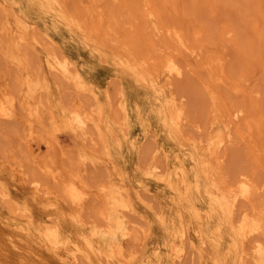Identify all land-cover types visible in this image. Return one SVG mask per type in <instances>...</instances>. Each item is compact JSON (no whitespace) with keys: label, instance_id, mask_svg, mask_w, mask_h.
I'll return each instance as SVG.
<instances>
[{"label":"rangeland","instance_id":"rangeland-1","mask_svg":"<svg viewBox=\"0 0 264 264\" xmlns=\"http://www.w3.org/2000/svg\"><path fill=\"white\" fill-rule=\"evenodd\" d=\"M129 8L132 9L130 10ZM142 18L144 22H142ZM130 19L133 20L131 21ZM14 20H18L21 25L27 26L21 31L25 38V43L22 42L24 43L22 46V43L19 44L20 46L15 43V34L17 36L19 32L17 27H15ZM119 20L120 22H118ZM128 20L131 25L127 24ZM28 23L29 25H27ZM78 23H85L83 25L84 28H81ZM117 23L120 24L119 28ZM126 27H129L128 29L131 32L127 31ZM5 28L14 29L15 31L10 34L7 30H4ZM92 29L95 30L93 31ZM88 31H90V34ZM151 32L155 35L151 34ZM178 34L185 42L182 45L179 44L176 38ZM220 35L221 39L219 38ZM126 36H129L127 41ZM119 38L121 39L120 41ZM221 40H224V44ZM114 41L119 42L114 44ZM112 43L115 48L111 45ZM126 43L128 44L126 45ZM218 43L222 45L220 46ZM116 44H121L120 46L117 45L118 49L115 46ZM119 47H124V50ZM25 48L29 50L26 51ZM136 48H138V53ZM8 50L10 51L8 52ZM12 50L20 57L23 55L22 58H24L23 69L19 72L5 63L3 53H10ZM133 51L136 55L133 54ZM182 51H186V53ZM0 52V83L11 89L14 85V79L20 76L21 72L22 78L27 77L36 80L40 78L39 81L48 86L41 93L44 98L40 94V100L46 99V102L50 104L55 112L56 110L78 108V106L82 107L81 109L83 110L85 108V112L87 111L86 109L90 110L87 113L92 114L93 122L96 121L95 124H97L99 132L101 131V134H99L103 138L101 141H104L111 160L109 164L102 163L101 160L107 157L102 151V143L98 142L100 144L98 145L101 146V148L99 147L101 151L97 144V146L93 147L85 142L88 146H84L85 143L83 141L80 142L74 139L62 127L55 131L57 133L54 132L57 138L56 145L53 144L47 147L42 142H35L31 144V148L30 146L26 147L19 136L20 126L18 119L0 121V147L2 148L0 149L3 150L1 155H4L7 161L11 162L10 159L12 157V160L14 159V161L25 165L26 168L28 167L30 170L28 168L26 170L30 175H36L32 168V160L37 161L38 159L40 163L52 164V166L60 169H68L67 166H72L69 168L72 171L78 169V158L81 156L100 160V164L88 166L91 170L86 169L89 172L83 173L85 179L82 175V180L84 184L91 191H96L103 183H106V186L115 188L123 186L124 188H120L127 193L132 211L134 210L131 213L127 212L129 219H126L131 222L134 220L136 223H133V221V225L147 232L148 243L144 249L139 246V248L137 247L139 252H137L135 251L136 249H133L128 244V247H125V253L134 250L133 252L140 256L149 254L156 247L164 248L166 242L165 226L162 224L159 215L169 221L168 225L174 226L176 230L180 229L182 224H186L188 227L190 232V238L187 240L189 247L182 264L208 262L207 258L209 256L204 250L201 251L203 258H199L196 252L190 251L196 248L191 229L193 225L200 224V227L214 231L218 221L222 223L224 241L223 245L220 246L221 250L226 252L229 249L233 253L231 254L232 258L225 259V261H228L225 264H237L236 255L243 250L250 253L251 241H253L251 238L257 240L264 247V243H262L264 242V230L252 235L253 237L243 240L245 242H241L240 238L234 233L236 232L234 228L237 227L239 219L237 214L240 216V211L249 213L250 211L248 210L252 208L253 203L255 205L254 199L256 204L258 202L262 203L261 205L258 204L261 209L258 208V205L255 208L258 210L264 209V0H123V2L122 0H57V2L52 0H0ZM52 53L58 56L62 54L70 59L78 68L87 88L92 92L79 94L66 86L59 89L55 85L54 80H52L54 77L46 73L44 67L46 58ZM147 55H149V59L146 58ZM168 55H172L181 67L183 66L181 78L164 77L163 71L165 69H162L163 64H160V61L165 60L166 57L164 56ZM126 56L132 58H127ZM34 59H36V62ZM131 59L134 60L132 61ZM128 60L137 63L142 61L141 64L145 65L144 68L147 72L150 71L152 73L153 71V75L158 73L160 85L163 86L162 93L154 92L152 87L145 83L136 70L129 65ZM146 60L150 61V65L149 61L147 62ZM153 60L158 61V65L156 61L152 65ZM208 61L210 64L208 63L207 65ZM37 62L39 67L38 64H35ZM161 63H164V61ZM188 63L193 66L191 64L188 66ZM149 66L153 68H149ZM155 66H157V69ZM41 68L42 70H40ZM154 68L157 71L161 70L156 72ZM217 68L219 69L217 70ZM40 71H43V73L41 74ZM214 71L215 73H213ZM58 89L59 91H57ZM112 94L114 96H111ZM120 97L123 99V108L125 109L119 104V106L117 105ZM170 98L176 99L177 102L180 101L179 103L184 108L186 120L180 129L175 126L172 118L169 117L168 109L164 107ZM43 100L41 102L46 106V102ZM161 100L164 103L163 106H160ZM109 101L112 102L109 103ZM88 103L93 105L91 106ZM65 104L70 105L66 108ZM117 106L118 108L120 107L119 110L121 111L117 109ZM236 110L239 111V121L237 120L238 118H233L232 114H230V112L233 113ZM93 111H95L94 115ZM98 123L100 126H98ZM227 129L230 132L232 131V134ZM148 134L153 135L150 137ZM214 134L225 137L226 143L218 151V157L213 160L206 154L209 138L204 136L210 137ZM203 138L207 140L203 141ZM140 140L141 142H139ZM149 145H151L150 147L153 145L161 146L166 151L167 157L163 158L159 151L156 152L154 150H152L153 152L150 151L151 154L147 151ZM225 145L228 146L226 147ZM76 155L78 157H75ZM178 159L185 165L192 177L198 180L197 182L202 190L210 185L209 179L206 178L203 172V166L210 159L214 161L213 167L212 163L209 162V165L214 170L213 179H216L217 186L219 185L218 187L221 188V191L223 190V193L225 191V195L228 198L234 195L232 192H234L235 185H237L236 181L238 182L242 178H247L249 181L251 179L253 186L255 185L254 183L259 184V188L255 185L258 189L255 190L254 188L256 194L253 193L254 196L252 198L255 197L253 203L251 202L252 200L250 203L237 202L236 210L234 209L235 215L233 213L234 219L230 226L229 224L225 226L224 220L222 219L223 221L221 220L220 222V219L214 215L213 205L206 199V196L204 194H194L193 202L195 206L193 208L197 210L200 217V220H196L190 203L185 202L167 187L158 184L145 175V166L155 164L160 169H170ZM4 161L6 160L3 159ZM3 162H0V186L10 191L15 196L16 202L30 211L33 224L38 226V222L40 223L44 217V210L31 198L27 186L16 185L12 176L6 170V167L9 166L8 162L6 164H3ZM105 164L108 166L106 167ZM96 167L99 169L104 168V170H101V172ZM103 171L106 172V176ZM102 175L104 177H101ZM89 182L92 184L90 185ZM141 185L148 187L154 197L141 193L139 189ZM102 187H105L104 184ZM147 198L150 200H147ZM92 200L86 201L85 207H87V202L89 203L88 207H84L86 210L83 208L85 211L83 212L82 210L81 213V217L84 214L87 215L88 218L85 220L88 223L94 221V219H91L92 216L95 220H99L97 218L98 208H100L99 202L97 203L98 200L92 202ZM0 207V248L2 249L1 257L3 261L7 264H20L24 253L26 255L29 251H42L36 240L28 241L29 243L24 247L17 243L15 246V243H12V241L22 242L23 240L19 231L17 232L16 229L14 230L11 227L13 222H17L16 220L19 219V216L17 217L15 213L5 210L2 204H0ZM157 210L161 211L160 214L157 213ZM213 215L216 219L214 217V219H211ZM202 216L204 217L202 218ZM83 217L82 219L86 216ZM192 245L194 246L192 247ZM126 248L127 250L129 248V250L126 251ZM143 251L146 252L144 253ZM193 253L197 255L195 256ZM42 254L44 255V253ZM234 254L235 256H233ZM45 256L43 258H47ZM47 263L57 264L55 262ZM167 263L171 264L169 261L165 262V264ZM241 264L246 263L243 262Z\"/></svg>","mask_w":264,"mask_h":264},{"label":"bare ground","instance_id":"bare-ground-1","mask_svg":"<svg viewBox=\"0 0 264 264\" xmlns=\"http://www.w3.org/2000/svg\"><path fill=\"white\" fill-rule=\"evenodd\" d=\"M52 1L57 2V0H52ZM122 2H123V0H122ZM144 9H145V7H144ZM94 14H96V13H94ZM150 15H151V13H150ZM144 19H146V18H144ZM117 20H118V18H117ZM118 22H120V20ZM142 22H144L143 18H142ZM150 22H151V20H150ZM155 22H157V21H155ZM128 23H129V25H131L129 20H128L127 24ZM14 24H15V27H17V30L19 32L17 36L14 33L15 39H16L15 43L18 44L17 46H20L19 44L25 41L24 35L22 34L21 31L23 29L27 28V26L21 25L18 20H14ZM78 24L80 25L81 28H84L83 25H85V23H83V24L78 23ZM142 24L144 25V23H142ZM27 25H29V23ZM133 25H134V22H133ZM147 26H149V25H147ZM30 27H31V25H30ZM117 27L119 28L120 24H118ZM130 27H132V26H130ZM150 27H151V25H150ZM100 28H101V24H100ZM126 28L128 29L129 27H126ZM157 28H158V26H157ZM224 28H222V29L224 30ZM87 29H85V30H87ZM89 29H91V28H89ZM4 30H7V32L10 34H12L15 31L14 29L12 30V29H8V28H5ZM156 30H158V29H156ZM223 30H222V32H223ZM225 30H228V29H225ZM127 31H129V29ZM7 32H6V34H7ZM88 32L90 34V31H88ZM129 32H131V31H129ZM175 32L177 33V31H175ZM152 33L153 32H151V34ZM175 34H174V36H175ZM126 37H127L126 41L129 40L128 39L129 36H126ZM222 37H224V36H222ZM30 38H32V37H30ZM125 38H122V39H125ZM176 38L179 41V44L182 45L184 42L182 37L178 34V35H176ZM219 38L221 39V35ZM220 39H218V40H220ZM112 40H114V39H112ZM120 40L121 39L119 38V41ZM51 41H52V39H51ZM109 41L111 42L110 39H109ZM119 41H114V44H115V42H119ZM221 41L224 44V40H221ZM24 43H22L21 46ZM220 43H218V44H220ZM114 44L112 43L111 45H113V47H114ZM127 44L128 43H126V45ZM117 45L118 44L115 45L116 48H117ZM120 45L121 44H119L118 46H120ZM149 45H148V47H149ZM152 45L154 46V44H152ZM221 45L222 44H220V46ZM130 46H129V48H130ZM159 46H161V45H159ZM25 47H27V46H25ZM124 47L127 48L126 46H124ZM123 48L121 47L120 49L122 50ZM131 48L134 49L133 47H131ZM138 48H136V52H137ZM209 48H212V47H209ZM3 50H5V49H3ZM28 50L26 49V51H28ZM127 50L129 51V49H127ZM9 51L10 50H8V52ZM186 51L185 52L182 51V52L186 53ZM8 52L3 53V56L5 58V63L8 66L14 67V70L16 69L18 72L21 71L23 69V62H24V58H22L23 55H22V57H20L13 50L10 53H8ZM124 52L126 53V51H124ZM21 53H22V50H21ZM130 53H131V51H130ZM29 54H30V52H29ZM133 54H135L134 51H133ZM61 55L62 54H60V56H58V55L52 53L51 55H49L46 58L47 60L45 61V65H44L45 71H46V73L50 74L51 77L52 76L54 77L52 80H54V82L56 84L54 82L53 83L55 85H57L59 87V89L61 87L66 86V87H70L72 89V91L79 93V94L90 93L91 90H89L87 88V85L84 82V80L81 78L79 70L75 66V64H73V62L70 59H68L67 57H65L63 55L61 56ZM126 55H128V54H126ZM129 55H132V54H129ZM222 55H223V53H222ZM29 56H27V57H29ZM148 56L149 55H147V57H146L147 59H149ZM152 56H151V58H152ZM158 56H156V57L158 58ZM204 56H205V54H204ZM128 57H130V56H128ZM164 57H166L165 60L164 59L161 61L159 60L160 64H163L162 69H165L164 71L162 70L164 72V77L173 78V79L181 78L183 66L181 67L179 62L172 55H168V56H164ZM130 58H132V57H130ZM36 59H34L35 62H36ZM128 61H129V65L134 70H136L137 74H139V76L142 78L143 81H145V83H147L148 85H150L152 87L154 92L159 93V94L162 93L163 86L160 85V79H159L158 73L156 75H153L152 74L153 71H152V73L149 70H148L149 72H147V70L144 68L145 65L143 66L141 64L142 61L139 63L132 62L130 60H128ZM146 61L148 62L149 60H146ZM154 61H156V60H153L151 64L153 65V63L157 62L156 64L158 65V61H156V62H154ZM162 61H164V63H161ZM208 63L210 64L209 61L207 62V65H208ZM32 64H34V63L32 62ZM35 64H38V67H39L38 62ZM143 64H145V63H143ZM189 64H191V63H188V66H189ZM149 65H150V61H149ZM198 66H200V65H198ZM30 67H32V66H30ZM150 67H152V66H149V68ZM155 67L157 69V66H155ZM160 67H161V65H160ZM160 67L158 66V68H160ZM195 67H197V66H195ZM34 69H35V67H34ZM156 69L154 68V70H156ZM218 69L219 68H217V70ZM40 70H42V68ZM160 70H158V71L156 70V72H160ZM215 70H216V67H215ZM162 71H161V73H162ZM211 71H213V70H211ZM31 72H29V73H31ZM40 73L42 74L43 71L42 72L40 71ZM213 73H215V71ZM17 74H19V73H17ZM39 80H40V78H39ZM39 80L31 79V78H27V77L22 78V73L20 72V76H17L13 81L14 85L11 83L12 81L10 82L13 85L11 87V89L7 88L4 84L0 83V121L1 120L6 121V120H17L18 119L19 126H20L19 127L20 139L24 142V145L26 147L30 146V148H31V144L35 143V142H42L47 147L51 146L53 144L56 145L57 138L54 135V132L56 130H58V128L62 127L64 129H66L73 136L74 139H77L80 142L81 141H83L84 143L86 142V143L92 145L93 147L97 146L99 144L98 142H100V144L102 143L103 144L102 145L103 146L102 151H104V154L107 157L106 158L104 157L105 159H103L101 161H102V163L105 162L106 164L107 163L109 164L110 160H111L110 156H109L110 153H109V151H107V148L104 145V141H101L103 139L100 136L101 131L99 132L97 124H95L96 121L95 122L92 121L94 119V118L92 119V117H93L92 114L87 113L90 110L86 109L87 111L85 112V108L83 110V109H81L82 107L80 108L78 106V108H72L69 110H67V109L66 110H56V112H55L51 108L50 104L48 102H46L47 101L46 99H44L45 101L43 99H41L44 102H46V106L43 104V102H41V100H40L41 95H42V98H44L43 94H41V93L44 92V88L45 87L48 88V86L44 83H41ZM172 84H173V82H172ZM9 86H11V85H9ZM118 86H119V84H118ZM59 89L57 91H59ZM48 91H49V89H48ZM152 94H154V93H152ZM117 95H118V92H117ZM59 96H61V95H59ZM111 96H114V95L112 94ZM48 98H49V96H48ZM112 98H114V97H112ZM118 100H119V103H117V105L119 104L123 108V99L120 97ZM112 101H109V103ZM179 102H177L176 99H174V98H170L168 100L167 104H165V106H164L168 109V114H170L169 117L172 118L173 123L175 124V126L178 129H180V127L183 126L182 124L186 120L184 108H183L182 104ZM65 105L67 108L68 105H70V104H65ZM85 105H87V104H85ZM89 105H91V104H89ZM163 105H164V103L161 100L160 106H163ZM118 106H117V109L119 110L120 107L118 108ZM123 109H125V108H123ZM110 111H111V109H110ZM119 111H121V110H119ZM94 113H95V111H93V115H94ZM97 114H99V113L97 112ZM230 114H232L233 118L239 117V111H237V110L233 113L230 112ZM162 116H164V114H162ZM120 118H122V117H120ZM95 119H97V118H95ZM117 120H119V119H117ZM237 120L239 121V118ZM120 122H122V121H120ZM148 122H149V120H148ZM223 123H224V121H223ZM144 125H146V124L144 123ZM98 126H100V124ZM107 129H106V131H107ZM124 129H126V128H124ZM229 129H231V128H229ZM229 129H227V130L230 132ZM151 131H152V129H151ZM108 132H109V130H108ZM110 132H112V131H110ZM55 133H57V132H55ZM230 133H228V134H230ZM152 135L148 134V136H150V137H152ZM154 137H155V135H154ZM199 137L201 138V136H199ZM199 137H198V139H200ZM204 137L209 138L208 144L204 142L205 144H207V149L205 148L206 152H207L206 154L214 160V158L218 157L217 156L218 151L221 149L222 146H224V143H226L225 142L226 138L224 137L225 138L224 139L223 137H221L217 134H214L213 136H210V137L209 136H204ZM198 139H197V141H198ZM141 140L139 142H141ZM206 140L207 139L204 140V138H203V141H206ZM86 143L84 146H88V144H86ZM99 145H98V148L99 147L101 148V146H99ZM151 145H149V148H148L149 150L147 149L148 152H150V151L153 152L152 150H154L156 152L159 151L161 156H163V158L167 157L166 151L161 146L153 145L156 147V148L154 147L155 148L154 149V148H152L153 146L150 147ZM140 147H141V145H140ZM205 147H206V145H205ZM1 149H0V155L3 151ZM100 151H101V149H100ZM3 154H4V152H3ZM93 154H95V153L93 152ZM77 155L75 157H78ZM1 156H2V160H1L2 162H3V159L6 160V161H4L5 163L3 162V164H6L8 162L9 166L6 167V170L12 176L16 185L21 186V187L27 186L29 191H30L31 198L39 206L42 207L41 209L44 210V217L41 219V222L40 223L38 222V224H39V225L37 224L38 226L34 225L30 211L26 207L20 206L16 202L15 196H13L10 191H7L4 189V187L0 186V204H2V207L5 210H7L11 213H15V215H17V217L19 216V219L16 220L17 222H13L11 224V227L14 230L16 229L17 232L19 231V233L23 237V240H22V242L12 241V243L14 242L15 246L17 243L18 245H21L22 247H24L25 245L27 246V243H29L28 241L36 240V243L39 244V247L41 248L40 250H42V251H37L39 253H37L35 251H29V252H27L26 255L24 253L23 260H22V262H20V264H49L47 262H55L57 264H165L166 261L171 262V264H182V260L186 256V254L188 252V247H189L188 246L189 243L187 242V240L190 238L189 237L190 232L188 231V227L186 224H182L180 226V229L176 230L174 228V226L168 225L169 221H167L165 218H163L162 215H159V216H160V220H161L162 224L165 226L164 233H166V242L164 244L165 245L164 248L156 247L154 250H151V252L149 254L140 255V256H137L136 253L133 252L134 251L133 249H136L135 251L139 252V250H137V247L139 248V246H142L143 249L145 248V245L148 243L147 242V232L145 230H142L141 228L133 225L132 222L134 220H132V222L130 220H128L129 217L127 216V212L131 213L132 207H131L130 199H129L127 193L125 191H123V189H122L124 187L120 186L122 188H120V187L115 188V187L106 186L105 185L106 183H103L105 187H102L103 186V184H102V186L99 189H97L96 191H93V190L91 191L88 189V187L84 184V182L82 180L83 173L89 172L91 170L90 168H88V166L97 165L100 160L98 161V159L95 160L94 158L92 159V158L87 157V156H81L80 158H78L79 159L78 160L79 166H78V169H76V171H72L71 169H69L72 166H70V167L67 166L68 169H60V168L52 166V164H48V163L46 164V163H42V162L40 163L38 161V159H37V161L32 160V162L31 161L30 162L32 164V168H33L34 172L36 173V175H30L29 172L27 171L29 168L27 167L28 168L27 169L25 165H22L19 162L14 161V159L12 160V157L10 159L11 160V162H10L4 158L5 157L4 155H1ZM1 156H0V158H1ZM73 157H74V155H73ZM75 160H77V159H75ZM210 160H209V162L212 163V167H213L214 161H212V160L210 161ZM209 162L203 166V172L206 175V178L209 179L210 185L207 186L206 188H204L203 190L201 189L199 183L197 182L198 180H196V179H194V177H192V175L190 174L188 169L185 167V165L183 163H181V161L179 159L173 163V166H171L170 169H162V168L160 169L155 164L148 165L147 167L145 166V168H146L145 169V175L149 179L156 181L158 184H161V185H164L165 187H167L173 193L177 194L180 198L185 200V202L190 203L192 206L193 214H194V217L196 218V220H200V217L198 216L197 210L195 208H193L195 206V204L193 202V195L194 194H197V195L204 194L206 196V199L209 200L210 204L213 205L212 210H213L214 215H216V217H218L220 219V222L223 219L224 221L223 220L222 221L224 222L225 226L227 224H229V226H230V224L232 223V221L234 219L233 213L235 215L236 205L239 203V201L242 203L243 202L244 203L245 202L250 203V201L252 200L251 202L253 203V199L255 198V197L252 198L254 196L253 193L256 192V191L254 192V188H255V190L258 189L259 184L257 185L256 183H254L255 185H257L258 188L255 187V185L253 186L252 180L249 178V176H248V178L250 179L251 182L247 178H242V179L238 178L239 179L238 182L235 180L236 181L235 183L237 185H235V183L233 182L234 185L236 186L235 190H233L234 192H232V193H234V195L231 198H228L225 195V191L223 193L222 192L223 190L221 191L220 190L221 188L218 187L219 185L217 186L216 179L215 180L213 179L214 178V173H213L214 170L209 165ZM0 165H1V163H0ZM107 166L108 165H106V167ZM96 168H98V167H96ZM164 168H165V166H164ZM86 169L89 171H87ZM98 170L101 171V170H104V168H102V169L98 168ZM143 171H144V169H143ZM30 173H31V171H30ZM35 173H33V174H35ZM104 175L106 176V172H104ZM86 176H87V174H86ZM101 177H104V176L102 175ZM83 178H84V175H83ZM98 179H96V180H98ZM105 179H106V177H105ZM100 182H101V180H100ZM89 184L91 185L92 183L89 182ZM92 188L94 189V187H92ZM92 188H90V189H92ZM28 189H26V190H28ZM139 189H140L141 193L143 192L146 195H151L152 197H154L152 191L148 187H146L145 185L139 186ZM228 194H229V191H228ZM138 195H140V194H138ZM143 198H145V197H143ZM32 199H31V201H32ZM148 199L149 198H147V200ZM90 200H92V202L94 200H98L97 203L99 202L98 204L100 205V208H98V211H99L98 216L96 214H94L97 216V218H99V220H97V219L95 220V218L93 216H92V218L90 217L91 219H94L95 223H93L94 221L88 223L85 220L88 218L87 215H85V214L84 215L86 217L84 215H82V217L83 216L85 217V218L83 217L84 219H82V217H81V213H82L83 208L85 207L86 201L89 202ZM88 202L86 204L87 207L89 204ZM254 202H255V205L253 203L254 207L252 205L251 209H249L250 208V205H249V208H248L249 209L248 211H250L249 213L248 212L243 213L242 211H240L241 212L240 216L237 214L239 219H238L237 227L234 228L236 230V232H234V233L236 236H238L240 238L241 242L243 240L247 239L248 237L249 238L253 237L252 235H255V234L261 232L262 230H264V209L258 210L257 208H255V206L256 207L259 206L258 208L261 209L260 205L262 203L261 202L259 203L257 201L258 204H260V205L256 204L255 199H254ZM87 207H85V208H87ZM85 210H83V212ZM94 210H93V213H94ZM160 212L158 211L157 213L160 214ZM214 215L211 217V219L214 217ZM203 217L204 216H202V218ZM126 218H128V219H126ZM130 219H132V218L130 217ZM88 220H90V219H88ZM196 220H195V222H196ZM181 221H183V220L181 219ZM206 221H207V218H206ZM2 222H4V221L2 220ZM212 222H213V220H212ZM235 222H236V220H235ZM133 223H136V222L134 221ZM218 223H219V221H218ZM218 223H217L214 231H210L209 228H204V227L202 228L199 226L200 224L199 225H193V228L191 227L193 240L195 241V244H196V245L195 244L194 245L196 248H193L194 250H190V251L196 252L198 254V257L201 258L202 257L201 251L204 250V252H207V256H209V258H207L208 262H200L199 264H225V262H228V261H225V259L232 258L231 254H233V253L231 250L228 249L226 252H223L221 250L220 246L223 245L222 243L224 241L223 240L224 235H223V230L221 228L222 223H219V224ZM8 225H10V224H8ZM13 229H11V230H13ZM14 233H16V232H14ZM235 235H234V237H235ZM252 239H253V241H251L252 246L250 248L251 252L247 253L246 251L243 250V251L237 253L238 254V255H236L237 256V262H238L237 264H241L243 262H245L246 264H264V247H262L261 244L257 240H255L254 238H251V240ZM243 242H245V241H243ZM262 243H264V242H262ZM128 244L133 248L132 249L133 251H128L129 248H131L129 246L128 250L126 248V251H128V252L125 253L124 250H125V247H128ZM194 245H192V247ZM2 247H4V246H2ZM190 249H192V248L190 247ZM244 249H245V247H244ZM1 250L2 249L0 248V264H7L6 262L3 261L2 257H1L2 256ZM21 250H23V249H21ZM42 253H44V255H46L45 257H47V258H43L44 255ZM2 254H4V253H2ZM7 254H8V252H7ZM194 254L195 253H193V255ZM197 254H195V256ZM235 254L233 256H235Z\"/></svg>","mask_w":264,"mask_h":264}]
</instances>
